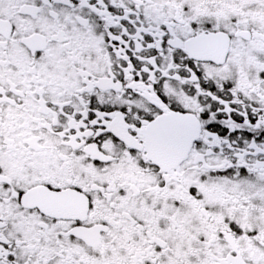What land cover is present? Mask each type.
Masks as SVG:
<instances>
[{"label": "snow or ice", "instance_id": "1", "mask_svg": "<svg viewBox=\"0 0 264 264\" xmlns=\"http://www.w3.org/2000/svg\"><path fill=\"white\" fill-rule=\"evenodd\" d=\"M0 264H264V0H0Z\"/></svg>", "mask_w": 264, "mask_h": 264}]
</instances>
